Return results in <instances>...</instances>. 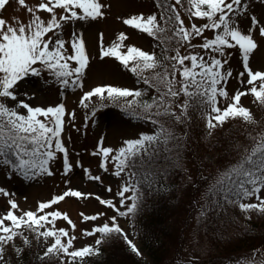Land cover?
I'll list each match as a JSON object with an SVG mask.
<instances>
[{
  "label": "snow or ice",
  "instance_id": "6c2138e0",
  "mask_svg": "<svg viewBox=\"0 0 264 264\" xmlns=\"http://www.w3.org/2000/svg\"><path fill=\"white\" fill-rule=\"evenodd\" d=\"M18 2L22 6L26 5V0H18ZM189 2V11L194 10L195 17L208 18L209 23L201 25L192 23L189 28L179 11L175 10L174 4L171 5L174 14H163L165 17L163 26L155 13L147 16L143 13L133 14L124 21L154 37L171 30L172 36L168 38L175 39L177 47L175 55L165 57L169 63L164 64L157 58L155 52L143 50L135 45L129 46L127 51L121 50L124 46L122 43L115 42L107 48H102V55L118 58L126 67H130L133 73H137L142 80L156 89V94L150 100L138 99L146 95V90L143 88L116 86L111 83L92 87L81 97V104L86 107V101L94 96H99L102 101L110 99L113 104L120 103L121 107L131 115L138 119L143 118L155 126L151 132H142L138 138L126 140L124 145L116 150L104 146L103 137L99 144L100 152L104 157L102 166L105 169L109 155L115 151L116 155L112 156V159L116 162V174L120 175L125 169L129 170L128 182L118 191L120 197L118 204L122 207H118L117 202L112 198L101 197V202L114 209L120 216L126 217L131 214L133 220L145 206L144 187L153 189L156 186V190L159 187V172L145 164L144 154L147 153L151 157L149 148L153 145L157 148L163 145L164 150L169 153L166 159H171L174 148L184 147L186 134L174 131L166 121L170 119L173 122H183V119L188 117L190 104L185 100L180 104L182 112H178L173 106L175 98L185 94L190 99L198 98L199 104L207 105V108L211 109L208 111L206 108L202 113L207 117L209 136L211 130L222 126L229 118L242 117L245 121L254 119L250 108L241 103V97L246 92L253 93L264 104V70H254L248 64L252 50L257 47V41L252 34L253 29L259 26V33L264 35V23L253 14L251 27L247 31L241 30L235 17L248 8V4L242 5L241 0H189ZM7 3L8 0H0V10L4 9ZM106 7L108 5L102 0H42L34 7L28 8L33 15L27 23L17 20V23L13 24L0 16V160L4 164L11 165L25 178H34L45 173L52 174L49 164L56 157L57 150L63 152L65 170L71 169L73 164L69 162L68 148L61 137L65 125V104L61 102L55 105L33 106L26 99H17L20 95L18 82L30 74L39 76L47 70L64 86L79 84L83 87L81 77L89 60L83 34L73 33L71 48L74 52H68L64 39H53L47 34L53 30L61 31L65 22L104 16ZM58 8L63 14L57 12ZM40 10H46L51 18L45 21L40 15ZM207 29L217 31L214 38L204 37V42L200 45L203 49H216L225 55H227L226 46L238 45L242 50L244 67L248 74L246 83L251 85L250 88H245L243 91L235 90L234 94H230L226 87H218L222 81L226 82L232 75V69L224 67L225 59L211 56L205 60L204 56L196 51L187 55L180 53L181 41L187 43L189 47H195L191 44L193 36H200ZM125 36L126 33L121 32L120 40L123 41ZM70 60L77 62V66L73 68L69 63ZM185 61H190V66ZM161 66L162 72H155L153 77L144 76L146 70ZM177 72L182 75V81L176 78ZM240 75L243 77L244 73ZM258 80L259 87L255 83ZM28 95V92L24 93V96ZM221 96L228 101L226 106L218 103ZM7 98H12L15 105L9 106L6 103ZM20 106L26 112L18 110ZM72 112L74 115L75 110ZM249 137L257 140L251 148L242 146L238 141L228 140L226 153L231 155L235 151L238 158L223 170H218L212 184L209 185L206 195L211 194L215 197L211 200V205L223 207L224 204L239 203V207L243 210L256 209L264 213V196L260 195L261 190L264 189V131L260 132L258 137H251L249 133ZM175 159H179L178 152L175 154ZM87 171L91 176V170ZM92 178L100 179L99 176ZM108 190L111 191V186ZM0 192L6 193V189L0 187ZM129 192L130 197L126 195ZM69 195L84 197L92 193L69 187L52 199L40 201L35 210L21 209L17 200L11 199V208L0 216V264H11L4 259L5 253L9 251L7 245H12L18 254L23 251V248L15 245L17 236L22 237L25 244L31 243L21 226L34 231L37 239L41 236L45 240L49 237L54 238V241L47 246L43 257L57 256L63 260L66 255L69 259L79 258L82 261L86 255L99 253L102 241L113 234L122 235L132 250L139 254L136 243L129 238L115 215L109 217L108 221L95 224L91 229L83 230L85 235L101 234L94 244L72 248L70 251L75 237L69 235L67 228H56L55 222L57 218L63 217L73 229L76 228L75 222L66 212L59 209L46 211L51 205ZM252 196L256 197V202H243ZM103 215L105 214L102 212H96L92 216L83 215V218L95 220ZM201 215H204L203 210ZM6 220L10 223H6ZM49 224L52 226L48 227ZM133 230L135 231V228ZM63 237H67V240L62 239ZM238 264H243V261H239ZM259 264H264V260Z\"/></svg>",
  "mask_w": 264,
  "mask_h": 264
},
{
  "label": "rangeland",
  "instance_id": "374dc122",
  "mask_svg": "<svg viewBox=\"0 0 264 264\" xmlns=\"http://www.w3.org/2000/svg\"><path fill=\"white\" fill-rule=\"evenodd\" d=\"M40 2L42 0H26V5L22 6L18 0H8L4 9L0 10V16L13 24L17 23V20L27 23L33 15L28 11V8L34 7ZM102 2L108 5L104 9L106 13L104 16L94 19L88 18L86 20L79 18L65 22L61 31L57 32L53 30L47 34L48 36H52L53 39H64L66 41L65 48L68 52H74L71 48V40L74 38L73 33L83 34L89 56L88 66L81 77L83 87L79 84L64 86L55 80L47 70L39 76L30 74L18 82L20 95L17 99H26L33 106H48L61 102L65 104V125L61 137L68 148V159L73 164V167L65 170L64 155L59 150H57L56 157L49 164L52 174L45 173L34 178L21 176L11 165L4 164L0 160V187L6 189L7 193L0 192V216H3L5 211L11 208V199H16L21 209L35 210L40 201L52 199L55 195L63 193L69 187L86 193H92V195L84 197L69 195L62 201H58L46 209V211L59 209L66 212L71 220L75 222V229L63 217L57 218L55 222L56 228H67L69 235L75 237L70 251L72 248L82 247L96 241L100 237V233L85 235L83 230L91 229L95 224L108 221L109 217L115 215L121 227L128 233L129 238L136 243L139 249L138 255L142 259L152 263L142 242L135 236V231L129 223V215L126 217L120 216L114 209L101 202V197L105 199L112 198L114 202H117L118 207H122L118 204L120 199L118 191L124 183L128 182L129 170L125 169L120 175L116 174V162L112 159V156L116 155L115 151L109 155L107 169H105L102 166L104 157L100 152L99 144L101 143V137H103V145L110 146L116 150L123 146L126 140L138 138L142 132H151L155 126L145 119L138 121L125 117L123 113L114 108L103 109L104 111L101 110L100 114L96 115L95 112V115H93V109L99 105L116 106V104H113L110 99L102 101L99 96H94L86 101V107L81 104V97L85 91L99 84L111 83L116 86L136 88H144L146 86L145 83L142 85L143 80L141 81L138 78L140 76L137 73H133L131 68L126 67L118 58L111 55H102V48H107L115 42L124 45L121 48L122 51H127L128 47L132 45L150 51L152 48L151 34L137 29L133 25H128L124 21L126 17L140 13H143L145 16L155 13L159 22L160 17L152 0H102ZM244 3L248 4L247 10L237 14L235 17L241 30L247 31L251 27V17L253 14L264 23V0H241V4L243 5ZM173 4L176 6L175 10L179 11L189 28L192 23L197 25L209 23L206 17H195L194 10L189 11L190 7L186 9L185 7L182 8L183 3L181 0H173ZM78 11L82 12L80 9ZM57 12L63 14L59 8ZM40 15L45 21L51 18L50 13L46 10H40ZM258 27L253 29L252 34L257 41V47L252 50L248 64L254 70H264V35L259 33ZM216 31L214 29H207L202 35L193 36L191 44L195 47H189L187 43L183 42L181 47H179L180 53L187 55L192 51H196L201 53L205 60H208L211 56H219L226 60L224 67L225 69L231 68L232 75L227 78L226 82L222 81L218 87H226L230 94H234L235 90L243 91L245 88H250L251 85L246 83L248 74L244 67L243 52L238 45L235 47L226 46L225 53L227 55L220 53L216 49L206 50L200 46L204 42V37L209 39L214 38ZM121 32L126 33L123 41L120 40ZM101 33L103 34L102 36ZM175 49L168 51L167 55H163L160 60L164 64L169 63V61L165 60V57L175 55ZM69 63L73 68L77 66V62L70 60ZM185 63L190 66V61H185ZM162 71V66L156 69H149L144 72V76L153 77L155 72ZM240 73H244V76L241 77ZM176 78L181 81L183 80L179 72H177ZM255 83L259 87V80ZM144 89L146 90V95H142L138 99L150 100L156 94V89L152 86L149 88L145 87ZM25 92H28L29 95L24 96ZM31 93H35V95H31ZM131 98L129 97V99ZM256 98L253 93L246 92L241 97V103L250 108L253 118L258 121L261 116L257 111L254 101ZM185 100H188L185 94H181L175 98L173 106L178 112L182 111L180 104L184 103ZM227 102L222 96L218 99V103L221 106H226ZM6 103L9 106L15 105V101L12 98H7ZM18 110L26 112L22 106ZM72 110H75L74 115ZM207 110L211 111L210 108H207ZM234 118H229L223 125ZM168 125L169 127L171 126L170 124ZM172 127L174 128V125ZM218 127L211 130V135L209 136L206 117L201 127L203 138L207 140L213 139L215 130ZM221 166V162L218 160L215 152L201 149V151L193 150L187 154L182 182L184 191L182 190L181 201L183 205L181 206V216L178 219L179 228L182 229L178 260H181L183 263L178 264H224L220 260L208 259L209 251L207 249L206 237L202 236L198 230L202 210L204 211L206 205L207 207L209 205L206 198L207 189L213 182ZM89 169L91 170V176L88 175L87 170ZM95 176H99L100 179L96 180L92 178ZM109 186H111V191L108 190ZM126 195L130 197L131 193H126ZM260 195L264 196V189L261 190ZM243 202H256V197H248ZM128 203H130V200ZM239 210L249 213L251 217H254L256 212L255 209L243 210L240 207ZM96 212H102L105 215L97 217L95 220H85L83 218V215L92 216ZM18 214H20L19 210ZM5 222L10 223L7 220ZM51 226V224L48 225V227ZM21 227L23 231L26 228L24 226ZM19 239L20 236L15 238L16 246L20 243ZM62 239L66 241L67 237H63ZM53 241L54 238L49 237L45 242V249ZM6 247L8 248V245ZM171 253L169 256H171ZM61 255L64 254L61 253ZM6 257L7 252L4 257L5 260ZM71 260L64 255L61 263L71 264ZM261 260H264V252L248 256L242 261L243 264H250V262L259 264ZM235 262V264H238L239 260H235Z\"/></svg>",
  "mask_w": 264,
  "mask_h": 264
},
{
  "label": "trees",
  "instance_id": "16d2710c",
  "mask_svg": "<svg viewBox=\"0 0 264 264\" xmlns=\"http://www.w3.org/2000/svg\"><path fill=\"white\" fill-rule=\"evenodd\" d=\"M153 2L157 6L160 24L163 26L165 19L163 14H174V10L171 8L173 0H153ZM181 2L183 3L182 8L190 7L189 0H181ZM171 36V30L159 33L156 37L151 35L152 48L150 51L155 52L158 59L177 47L175 39L168 38ZM182 44L183 41L180 42L179 47ZM138 78L142 81L140 77ZM144 83L145 87L151 86L143 80L142 85ZM188 101L190 104L188 117H185L183 122H173L170 119L166 121L171 125L170 127L174 125V128L172 127L174 131L186 134V139L183 141L184 147L182 149L174 148L171 159H166L169 153L164 150L163 145L159 148L151 146L149 148V152L152 153L151 157L147 153L144 154L145 164L159 172V187L156 190V186L153 189H148L142 185L145 191V206L136 214L134 220L129 214V223L133 229L135 228V235L142 242L152 263L142 259L137 252L133 251L122 235L113 234L102 241L99 253L86 255L82 261L79 258L72 259L71 264L183 263L178 260L182 234L178 219L181 216V206L183 205L181 201L182 190L184 191L182 182L187 154L193 150L201 151V149L215 152L222 165L219 170H223L238 158L235 151L231 155L225 151L229 139L251 148L257 140L250 138L249 133H251V137H258L259 133L264 131V104L256 98L254 101L261 116L260 120L245 121L242 117H235L225 125L219 126L215 130L214 138L207 140L203 138L201 132L206 118V115L202 113L207 105L199 104L198 98L190 99L188 97ZM102 105L93 110L98 113L102 109L113 106L127 117L136 118L121 107V104ZM161 119L164 118L161 117ZM177 152L179 153L178 160L175 159ZM137 162L139 163V160ZM206 198L209 205L206 207L204 215H200L198 230L202 236L206 237L208 259L220 260L224 264H235V260L242 261L248 256L264 252V213L255 209V216L251 217L249 213L239 210L238 203L216 207L210 203L215 199L214 196L207 194ZM24 234L28 236L31 243L25 244L23 238L20 237L18 247L23 248V251L19 254L12 245H8L6 261H10L11 264H62V260L57 256L43 257V253L47 249H45L46 240L42 236L37 239L36 233L27 228H25ZM94 243L95 241L92 244ZM170 253L171 256H169Z\"/></svg>",
  "mask_w": 264,
  "mask_h": 264
}]
</instances>
